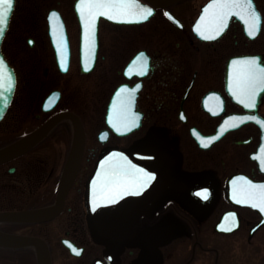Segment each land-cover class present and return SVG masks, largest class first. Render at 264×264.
<instances>
[{"label":"flooded vegetation","instance_id":"1","mask_svg":"<svg viewBox=\"0 0 264 264\" xmlns=\"http://www.w3.org/2000/svg\"><path fill=\"white\" fill-rule=\"evenodd\" d=\"M75 1L15 0L2 39L17 84L0 146L62 112L77 115L85 141L61 211L1 220L0 229L45 239L52 264L65 255L70 264H264V211L242 202L248 181L264 183V88L248 108L232 86L239 58L264 64V0H253L255 36L235 13L218 35L201 36L195 25L210 0H140L154 10L147 19L102 15L85 46ZM77 136L76 122L63 117L1 163L0 211L53 205ZM49 146L55 158L30 155ZM108 150L128 151L132 165L155 175L140 187L129 173L128 185L116 188L130 196L91 218L87 185ZM24 252L37 259L33 245L0 243L2 259Z\"/></svg>","mask_w":264,"mask_h":264},{"label":"water","instance_id":"2","mask_svg":"<svg viewBox=\"0 0 264 264\" xmlns=\"http://www.w3.org/2000/svg\"><path fill=\"white\" fill-rule=\"evenodd\" d=\"M13 2H15V0H13ZM77 4H78V0L76 1L75 7L81 25L82 43L83 46H85V44L90 45L87 39L91 38L92 36L96 37L99 18L103 14L99 15L96 18L93 34L89 36L88 34H86L84 21L81 18L80 9L77 7ZM12 10L8 18V23ZM58 15L60 16L59 13ZM105 17L111 19L109 16H105ZM113 21L129 22V21H137V20H113ZM7 26L5 27V30ZM3 35L0 36V56L4 57L7 64V68L12 72L14 76V83H12L10 90L7 87L0 89V92L3 93L2 95H0V120L3 118L5 112L9 108V105L11 104L17 82L15 71L13 67L9 64L8 60L6 59L5 55L2 53L1 50V42ZM4 83L7 84L6 77L4 78ZM55 94L56 92L51 93L47 97L46 102H49L50 99L51 100L55 99L56 96L58 97V95ZM63 117H69L76 122L78 136H77L76 149L73 151L70 166L68 167L67 171L65 172L60 182L55 203L51 206L41 207L31 210L0 211V221L6 219H13V220L45 219V218L53 217L61 211L60 209L63 207L65 196L69 191L73 183V180L77 174L83 154L84 141H85L84 130L81 121L77 117V115L71 112H62L56 114L55 116L48 119L44 124L36 128L35 130L25 134L19 139H16L0 147V164H1L9 159H12L13 157H16L17 155L24 153L25 151L33 147V145H35L48 132L51 126L56 121H58ZM129 161L130 160H129L128 151L108 150L105 153H103V155L99 158V161L97 162V165L93 173L91 174L87 185V205L90 209L88 210V212L91 218H94L96 216V214L100 211L98 210L99 208L115 205L116 202L121 201L124 198L130 196L129 188L125 187V188H121L120 190L119 188L118 189L116 188V185L118 184L128 185L129 172L127 170L128 169L127 162ZM102 188H103V196L107 199V202L104 203L101 202ZM115 192H119L120 195H115L114 194ZM0 243L16 244V245H34L36 247V252H37V263L51 264L49 246L45 241V239H43L40 236L11 233L0 229ZM66 244L70 247L72 252L79 253L76 252V250H74L76 247L73 243L66 242ZM95 264H98L97 260L95 261Z\"/></svg>","mask_w":264,"mask_h":264},{"label":"snow or ice","instance_id":"3","mask_svg":"<svg viewBox=\"0 0 264 264\" xmlns=\"http://www.w3.org/2000/svg\"><path fill=\"white\" fill-rule=\"evenodd\" d=\"M13 6V0H0V36L4 34ZM77 7L80 9L86 34L89 36L93 34L96 18L101 14L109 16L113 20H144L154 11L151 7L141 4L140 0H78ZM233 13L245 21L249 35L255 36L257 34L259 31L260 13L256 10L253 0H210L195 25L196 31L201 36H205L208 32L218 35ZM52 15L56 16L57 13L53 12ZM169 15L171 14L169 13ZM137 59H139V56ZM239 61L237 74L232 86L235 89L236 98L245 103L248 108H252L255 107L252 100L256 95L257 89L264 88V64L258 63L257 57H242L239 58ZM233 64L237 65L238 61L234 60ZM128 74H132L131 65L129 66ZM5 77L7 78V84L4 83ZM12 83H14V76L7 68L4 57L0 56V89L7 87L10 90ZM127 87V85H122L121 90ZM2 94L0 92V95ZM126 103L125 100L121 101L122 106H125ZM250 118L259 119V117L248 116H244L242 119ZM260 122L264 123V120H260ZM118 130L123 131L124 129L118 128ZM261 152H264V146L261 147ZM260 159L261 166L264 167V157ZM127 164V170L130 175L141 180L140 187H143L155 175L147 172L146 169L140 168L138 165H132L130 161ZM204 191L206 192L207 190ZM101 193V202H107V199L103 196V188ZM114 194L119 195V192ZM242 202H256V206L264 211V183L248 181L245 199ZM74 250L79 251V249Z\"/></svg>","mask_w":264,"mask_h":264},{"label":"rangeland","instance_id":"4","mask_svg":"<svg viewBox=\"0 0 264 264\" xmlns=\"http://www.w3.org/2000/svg\"><path fill=\"white\" fill-rule=\"evenodd\" d=\"M48 88L45 90L47 92ZM45 91H43L41 93V98L43 97L44 93H46ZM8 120H6L4 122V124L0 125V132L2 131L3 128H5V124L7 125L8 124ZM14 127V125H13ZM3 136H0V142H3L4 141V138H2ZM57 151L56 149H54V147H45V148H42L41 150H34L33 152H31L30 155H33V154H39L41 157L43 158H46V159H51L52 157H56L57 155ZM1 176V175H0ZM2 179L0 180V192H2L3 190H5L1 184H2ZM58 230H55L54 231V237L56 239V237H59L58 235ZM60 243V241H58ZM61 246V245H60ZM66 256V255H65ZM65 256H62L61 259L59 260V262H57V264H70L68 262V260H66L65 262V259L66 257ZM18 259L14 258V257H11V260L9 259H2L1 258V255H0V264H37V261L36 259L33 257V255L31 254H28V253H23L22 255H20V257H17ZM71 264H73L71 262Z\"/></svg>","mask_w":264,"mask_h":264},{"label":"trees","instance_id":"5","mask_svg":"<svg viewBox=\"0 0 264 264\" xmlns=\"http://www.w3.org/2000/svg\"><path fill=\"white\" fill-rule=\"evenodd\" d=\"M1 143V142H0Z\"/></svg>","mask_w":264,"mask_h":264}]
</instances>
